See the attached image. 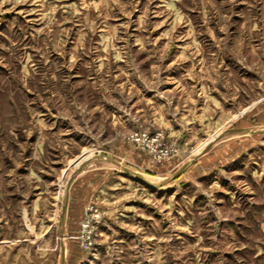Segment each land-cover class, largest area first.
<instances>
[{
  "label": "rangeland",
  "instance_id": "rangeland-1",
  "mask_svg": "<svg viewBox=\"0 0 264 264\" xmlns=\"http://www.w3.org/2000/svg\"><path fill=\"white\" fill-rule=\"evenodd\" d=\"M0 264H264V0H0Z\"/></svg>",
  "mask_w": 264,
  "mask_h": 264
},
{
  "label": "built area",
  "instance_id": "built-area-1",
  "mask_svg": "<svg viewBox=\"0 0 264 264\" xmlns=\"http://www.w3.org/2000/svg\"><path fill=\"white\" fill-rule=\"evenodd\" d=\"M132 139L137 141L139 144H143L145 146H147L148 148L151 149L152 154L154 156V158L157 161H160L163 157H165L166 155H169V150L166 148H162L161 145L158 143V136L157 134L155 135H148L146 133H142V134H135L132 136ZM156 144H154V142H156ZM88 237V235H87ZM88 244H90V241L88 240Z\"/></svg>",
  "mask_w": 264,
  "mask_h": 264
},
{
  "label": "water",
  "instance_id": "water-1",
  "mask_svg": "<svg viewBox=\"0 0 264 264\" xmlns=\"http://www.w3.org/2000/svg\"><path fill=\"white\" fill-rule=\"evenodd\" d=\"M142 181H144V182L148 183V182H147V181H145V180H142Z\"/></svg>",
  "mask_w": 264,
  "mask_h": 264
}]
</instances>
